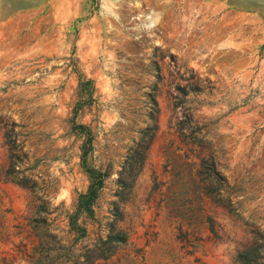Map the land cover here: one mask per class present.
Instances as JSON below:
<instances>
[{
  "label": "rangeland",
  "instance_id": "obj_1",
  "mask_svg": "<svg viewBox=\"0 0 264 264\" xmlns=\"http://www.w3.org/2000/svg\"><path fill=\"white\" fill-rule=\"evenodd\" d=\"M75 71L94 90L73 113ZM72 119L103 174L74 243ZM39 204L51 264L110 229L125 241L92 264H239L251 244L264 264V0H0V264H29Z\"/></svg>",
  "mask_w": 264,
  "mask_h": 264
},
{
  "label": "trees",
  "instance_id": "obj_2",
  "mask_svg": "<svg viewBox=\"0 0 264 264\" xmlns=\"http://www.w3.org/2000/svg\"><path fill=\"white\" fill-rule=\"evenodd\" d=\"M76 72L77 85H76V99L73 106V113L77 112L84 105L90 104L93 101L92 92L94 90L92 81L90 79H84L80 73ZM74 118V114L72 116ZM182 122H185L183 120ZM70 130L77 136L81 137V143L79 145V165L87 175L89 179L88 186L85 191L76 194L73 210L65 215L66 225L68 231L73 234V243L84 238L86 236V229L83 222L78 223L77 220L80 217L89 219L93 218V204L98 194V190L101 187L103 179L102 172L94 169L87 164V153L91 149L92 134L87 126L79 123H75L70 120ZM8 177L11 170L4 171ZM12 179V178H11ZM23 187L26 186L24 179L13 180ZM213 187L209 184L206 187V192L209 196H212ZM214 197V195H213ZM47 206L45 204H39L36 207L38 214L43 213L42 216L33 217L31 222L33 223L29 229L36 239L35 245L32 246V252L28 254L29 264H51V258L47 257V253L44 252L48 249H53L52 239L54 234L48 230L49 219L47 218ZM234 212L233 208H229ZM235 213V212H234ZM209 229L210 222H209ZM125 241V234L119 230L108 231L104 239L97 237L95 242L82 254L81 262L83 264H92L97 259H104L108 257L114 250L115 246ZM258 245L251 244L245 249L237 253L236 259L239 264H263L260 260L262 255L258 250ZM59 257V254L56 255ZM72 264H77V258L72 256Z\"/></svg>",
  "mask_w": 264,
  "mask_h": 264
}]
</instances>
